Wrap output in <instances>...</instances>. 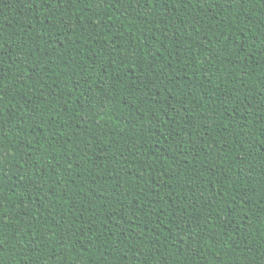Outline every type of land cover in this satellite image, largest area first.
<instances>
[{"label":"trees","instance_id":"16d2710c","mask_svg":"<svg viewBox=\"0 0 264 264\" xmlns=\"http://www.w3.org/2000/svg\"><path fill=\"white\" fill-rule=\"evenodd\" d=\"M0 264H264V0H0Z\"/></svg>","mask_w":264,"mask_h":264}]
</instances>
